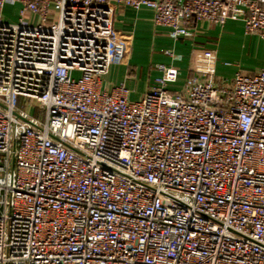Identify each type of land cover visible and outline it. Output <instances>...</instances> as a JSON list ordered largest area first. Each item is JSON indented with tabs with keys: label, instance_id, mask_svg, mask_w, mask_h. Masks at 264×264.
<instances>
[{
	"label": "built area",
	"instance_id": "1",
	"mask_svg": "<svg viewBox=\"0 0 264 264\" xmlns=\"http://www.w3.org/2000/svg\"><path fill=\"white\" fill-rule=\"evenodd\" d=\"M126 6L174 39L228 19L264 39V0H0V264H264V60L179 90L158 64L130 100L103 83Z\"/></svg>",
	"mask_w": 264,
	"mask_h": 264
},
{
	"label": "crops",
	"instance_id": "2",
	"mask_svg": "<svg viewBox=\"0 0 264 264\" xmlns=\"http://www.w3.org/2000/svg\"><path fill=\"white\" fill-rule=\"evenodd\" d=\"M114 26L127 43L128 54L124 61L110 66L103 83L105 87L124 83L130 90V100H136L154 85L160 75L158 64L177 70V80L167 87L179 90L196 72L207 70L230 80L238 69L257 72L264 60V39L246 33L238 20L228 19L222 26L198 22L191 36L174 39L168 28L154 24L150 8L126 6L117 10ZM225 51L236 53L237 63H220L212 57Z\"/></svg>",
	"mask_w": 264,
	"mask_h": 264
},
{
	"label": "rangeland",
	"instance_id": "3",
	"mask_svg": "<svg viewBox=\"0 0 264 264\" xmlns=\"http://www.w3.org/2000/svg\"><path fill=\"white\" fill-rule=\"evenodd\" d=\"M19 7H20L19 4L5 5V7L3 8V11H2L3 20L8 21V22H16L20 18ZM24 19L26 21H28L30 24H37L38 22H40L38 17L36 15H33V14H29V15L26 14L24 16ZM55 20H56V18L52 17L51 19H49L47 21V24H52ZM127 54H128V48L125 52L123 61L125 60ZM237 56L238 55L232 51H225L222 53L220 52L218 55H215V53H214L212 57L214 58L215 61H218L220 63H223V61H230L231 63H237L236 62ZM79 75H80L79 72H74V74H73L74 77H77ZM222 78H224V77H222ZM141 96H142V94H141ZM139 98H137V99H139ZM17 106L22 108V109L29 111L31 114H33L35 116H40V118L43 117V111L41 109H39L34 104H32L31 106H28L27 101H25L21 98H19L17 100Z\"/></svg>",
	"mask_w": 264,
	"mask_h": 264
}]
</instances>
